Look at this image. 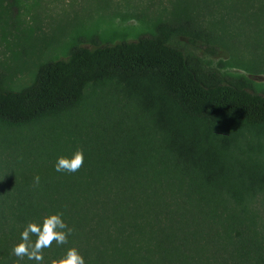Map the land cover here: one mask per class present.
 I'll use <instances>...</instances> for the list:
<instances>
[{
  "label": "trees",
  "instance_id": "16d2710c",
  "mask_svg": "<svg viewBox=\"0 0 264 264\" xmlns=\"http://www.w3.org/2000/svg\"><path fill=\"white\" fill-rule=\"evenodd\" d=\"M197 1L133 41L87 48L77 38L19 89L0 69V127L54 123L45 160L0 157V264L16 261L27 223L54 213L73 232L42 249L45 264L69 247L85 264H264V159L253 141L264 137V85L224 70L247 62L212 67L195 52L233 53L231 16L246 9L258 25L264 0ZM216 5L227 20L211 19ZM77 150L76 172L55 171Z\"/></svg>",
  "mask_w": 264,
  "mask_h": 264
},
{
  "label": "rangeland",
  "instance_id": "374dc122",
  "mask_svg": "<svg viewBox=\"0 0 264 264\" xmlns=\"http://www.w3.org/2000/svg\"><path fill=\"white\" fill-rule=\"evenodd\" d=\"M193 3L198 5L197 0H5L0 6V69L9 76L10 86L19 89L31 81L36 64L63 58L67 46L77 38L87 48H93L97 42L101 45L133 41L146 31L145 25L172 20L180 10L191 15ZM217 9L218 5L211 19L217 21L221 13L227 20L229 14ZM198 13L201 26L208 27L209 16H201L200 8L194 11V14ZM250 13L244 9L230 18L229 24L234 27L230 36L239 41L233 53L225 49L215 56L206 55L201 49L195 52L212 67L233 60L247 62L252 65L248 67L249 71L236 67H225L224 70L245 75L255 84L264 85V20L257 25L251 17L246 19ZM96 30L104 37L91 38ZM87 93L91 94V91ZM96 96L102 97L98 93ZM99 100L101 104L109 105L105 100ZM114 113L119 117L122 111ZM100 114L106 121V114ZM92 116L95 118L97 114ZM113 119L110 117L107 121ZM86 120L91 121L90 118ZM52 125L53 121L47 120L18 129L0 127V157L14 159L22 155L32 161L39 156L45 160V134ZM253 141L260 142V156L264 159V137L258 141L253 138Z\"/></svg>",
  "mask_w": 264,
  "mask_h": 264
},
{
  "label": "clouds",
  "instance_id": "9594fccd",
  "mask_svg": "<svg viewBox=\"0 0 264 264\" xmlns=\"http://www.w3.org/2000/svg\"><path fill=\"white\" fill-rule=\"evenodd\" d=\"M84 162L82 151H75L71 157H57L54 169L57 172H76ZM34 182L39 183V177H34ZM73 229L68 227L62 218V213L49 214L37 222H29L19 233V242L14 244L11 252L17 259L14 264L25 260L35 261V264H45L42 249L49 248L53 241L57 246L68 243V237ZM35 237L33 240L32 237ZM51 264H85L84 258L74 247H69L59 260H52Z\"/></svg>",
  "mask_w": 264,
  "mask_h": 264
}]
</instances>
